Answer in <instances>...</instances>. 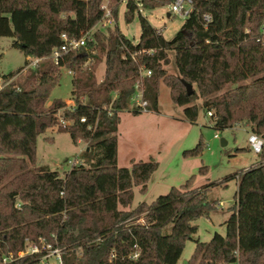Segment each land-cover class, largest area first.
<instances>
[{
    "label": "trees",
    "instance_id": "trees-1",
    "mask_svg": "<svg viewBox=\"0 0 264 264\" xmlns=\"http://www.w3.org/2000/svg\"><path fill=\"white\" fill-rule=\"evenodd\" d=\"M108 1L119 20L120 0ZM173 1L127 0L126 21L138 14L141 24L137 43L117 24L105 37L107 44L88 36L85 46L57 64L50 55L63 43L61 34L79 37L92 29L104 16V0H0V36L12 37L26 57L40 58L34 66L27 59L24 67L0 74L5 83L0 85V260L7 252L17 254L27 239L44 237L65 247V264H177L186 241L198 231L193 221L208 216L216 205L208 200L210 186L193 187V175L154 202L132 207L134 187L145 194L159 167L155 160L118 165L121 112L131 109L139 80L148 111L159 110L164 82L174 102L186 106L187 121H197L195 102L203 99L215 128L246 123L264 137V0H193L190 16L168 40L140 10ZM206 13L212 17L208 24ZM98 46L106 66L100 82L95 74L102 60L95 53ZM170 52L178 75L165 68ZM62 68L73 71L74 107L60 98L49 104ZM147 69L151 75H142ZM182 79L196 86L191 95ZM55 126L76 144L88 142L86 163L65 176L34 166L38 136ZM202 150L201 141L184 155ZM236 177L227 234L215 233L209 242L198 239L187 264H264V149L259 161ZM32 261L28 257L10 264Z\"/></svg>",
    "mask_w": 264,
    "mask_h": 264
},
{
    "label": "rangeland",
    "instance_id": "rangeland-1",
    "mask_svg": "<svg viewBox=\"0 0 264 264\" xmlns=\"http://www.w3.org/2000/svg\"><path fill=\"white\" fill-rule=\"evenodd\" d=\"M119 4L120 13L117 20L112 14V4L104 0L102 5H106L111 11V19L110 21L101 19L90 30L89 36L93 40L107 44L105 37L115 30L118 24L126 36L136 43L139 41L142 31L138 14L132 22L128 23L125 19L127 0H120ZM140 11L168 40L174 38L186 20V17L171 13L170 5L153 10H147L141 6ZM261 31L264 35V25ZM13 42L12 37L0 36L1 75L24 67L27 59L31 66H34L36 64L34 60L39 58L26 57L20 49L13 46ZM99 46L95 52L102 58L95 70L98 82L104 77L106 69L104 51H101ZM92 63L91 59L86 65ZM165 68L169 74L178 75L174 52H170V63ZM25 73L26 70L22 72V75ZM72 79L73 74H70L67 68H62L60 82L53 89L49 102L55 98L67 100V103L73 102ZM247 82L249 80L244 81V83ZM0 85H5L1 78ZM194 87L196 89V86ZM195 104L199 106V116L196 122L191 123L185 120L186 106L176 104L170 87L161 82L159 110L145 111L140 114H134L132 109L123 111L117 131L119 166L131 167L133 161L155 160L159 163L158 169L148 182V191L145 194L140 192L138 186L134 187L135 197L132 207L143 201L154 202L160 195L169 193L172 187H180L186 183L193 175H195L193 187L210 186L208 200L215 203L216 208L208 216H202L193 221L198 231L186 241L177 264L188 263L198 239L209 242L215 233L223 236L227 234L226 222L233 213L232 207L238 190L236 175L259 161V154L252 150L249 143V136L255 133L249 124L241 123L232 128L217 129L203 107V99H199ZM62 111L63 109L59 111V115ZM222 139H225V144L222 143ZM201 141L203 150L199 155H184L186 150L194 149ZM87 148V141L80 140L76 144L68 132H60L56 126L48 128L38 136L37 160L34 166L45 165L58 171L61 176H65L72 167L86 163L83 152ZM202 167H207L208 170L202 173L200 171ZM218 181L224 182L215 184Z\"/></svg>",
    "mask_w": 264,
    "mask_h": 264
},
{
    "label": "built area",
    "instance_id": "built-area-1",
    "mask_svg": "<svg viewBox=\"0 0 264 264\" xmlns=\"http://www.w3.org/2000/svg\"><path fill=\"white\" fill-rule=\"evenodd\" d=\"M171 13L175 15H180L182 17H189L193 10V0H174L171 3ZM102 8L106 10L102 19H107L110 21L111 11L107 8L106 5H102ZM212 17L209 13L204 15V20L206 24L211 21ZM91 30V29H90ZM90 30L83 33L81 36H72L70 37L66 32L61 34V38L63 43L60 47H56L53 49L50 57L54 60L55 63L59 64L60 60L63 56L71 51L77 50L82 46L86 45L87 37L90 35ZM92 40V37H90ZM149 52H152L151 50ZM123 58H126V55L123 54ZM40 58L34 60V64L37 63ZM71 74H73L72 70H69ZM142 75L150 76L151 70H143ZM68 107H74L75 102L73 100L70 103H67ZM131 109L133 111L145 112L148 111L149 102L144 97V87L141 80L136 83V90L131 97ZM211 114V112L209 113ZM85 121L86 118L83 117L81 119ZM63 124H66L64 120H62ZM91 128V127H89ZM218 136V135H216ZM249 143L251 148L257 154L261 153L264 149V137L252 133L249 136ZM65 252V247H62L58 244L48 241L44 237H39L38 240L27 239L25 242V246L22 250H20L17 254L13 252L5 253L1 260L0 264H10L21 258L33 257V261L29 264H65L63 259V253Z\"/></svg>",
    "mask_w": 264,
    "mask_h": 264
},
{
    "label": "water",
    "instance_id": "water-1",
    "mask_svg": "<svg viewBox=\"0 0 264 264\" xmlns=\"http://www.w3.org/2000/svg\"><path fill=\"white\" fill-rule=\"evenodd\" d=\"M182 81H183L184 85L186 86L187 93L189 95H191L195 91L194 85L192 83H189V82L185 81L184 79H182ZM222 143L223 144L226 143L225 139H222Z\"/></svg>",
    "mask_w": 264,
    "mask_h": 264
},
{
    "label": "crops",
    "instance_id": "crops-1",
    "mask_svg": "<svg viewBox=\"0 0 264 264\" xmlns=\"http://www.w3.org/2000/svg\"><path fill=\"white\" fill-rule=\"evenodd\" d=\"M136 43V42H135ZM70 73V72H69ZM71 74V73H70ZM103 78L100 79V81H102ZM67 101V100H66ZM51 102H49L50 104ZM148 112H154V111H148ZM186 120V119H185ZM189 122V121H188Z\"/></svg>",
    "mask_w": 264,
    "mask_h": 264
}]
</instances>
